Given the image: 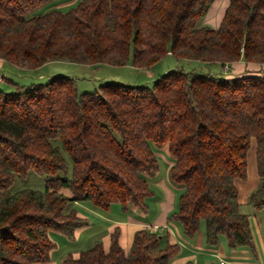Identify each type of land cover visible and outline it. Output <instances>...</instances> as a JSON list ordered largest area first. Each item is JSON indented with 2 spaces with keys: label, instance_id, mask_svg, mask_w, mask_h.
<instances>
[{
  "label": "trees",
  "instance_id": "obj_1",
  "mask_svg": "<svg viewBox=\"0 0 264 264\" xmlns=\"http://www.w3.org/2000/svg\"><path fill=\"white\" fill-rule=\"evenodd\" d=\"M51 1L0 0L6 67L67 60L149 68L168 54L222 68L240 60L264 64V0H230L216 28L202 23L214 0H78L35 13ZM221 72L176 67L151 86L110 81L83 92L72 76L28 85L4 76L15 88L0 87V264L48 261L51 230L72 237L88 223L72 201L147 211L149 178L159 169L154 149L166 143L170 178L182 186L169 218L190 237L204 222L209 245L224 236L231 248L255 251L235 179L247 177L254 138L260 183L248 201L264 218V74ZM56 139L72 159L70 174ZM29 171L45 176L44 187L12 191ZM119 234L117 227L108 250L96 241L61 264H173L178 246L158 233L137 230L128 251Z\"/></svg>",
  "mask_w": 264,
  "mask_h": 264
},
{
  "label": "crops",
  "instance_id": "obj_2",
  "mask_svg": "<svg viewBox=\"0 0 264 264\" xmlns=\"http://www.w3.org/2000/svg\"><path fill=\"white\" fill-rule=\"evenodd\" d=\"M73 1L76 2L78 0H72V2ZM229 1L230 0H214L205 14L202 23L215 28L218 27ZM64 3L66 4V2ZM55 61L63 60L49 61L37 69L20 71L24 72L22 73L23 75L32 74V76L29 75L28 77L29 79L31 78L30 81L36 77L34 76L36 73L39 78H43L44 74L40 72V70ZM84 65L94 66L100 64ZM2 68L11 72H13L14 69L6 67L3 59L0 58V69ZM222 70L224 74L230 77L245 73L264 74V64L255 62L247 63L244 60H240L230 64L228 70H224V68H222ZM165 71H167L166 68ZM1 78L4 79V75H2ZM26 81L28 80L26 79ZM154 150L159 162V169L154 176L149 178V183L154 190V194L146 199L148 205L147 211L140 210L133 204L129 205L127 209H124L121 203L116 202L112 204L110 209L102 210L93 206L86 200L72 201L70 207H74L79 216L87 218L88 223L76 228L72 237L59 231L51 230L50 237L55 243L51 251V257L48 261L37 264H61L68 254L78 256L81 250L92 247L96 241H101L104 248L108 250L111 242V233L117 227L120 229L119 242L125 251L130 249L135 232L139 229H147L156 232L163 237L165 243L167 241L176 244L178 246V252L172 257L173 264H218L221 259L226 260L228 264H264V221L261 220L260 217L257 218L255 213L254 217H251L254 210L250 207L248 201L250 193L256 189L258 182L257 178L259 177L257 171L256 148L253 149L251 146L249 151L251 150L254 155L252 158L249 156L248 159L249 169L253 171L252 174L255 176L254 180H251L253 176H251L250 172L248 175L247 166V177L242 179L244 185L242 188H237L240 208L243 212L247 213L250 218L255 251H252L247 246L231 248L227 245L224 236L220 237L216 245L207 244L204 222L201 223L199 230L192 237L186 235L182 224L179 221L169 218V215L177 209L178 198L182 192V186L173 183L170 178V167L173 164V159L169 152L168 143L160 147H155ZM236 179L235 184L237 181ZM60 192L67 196L72 195L71 191L65 187L61 188ZM58 233L62 234L63 237L58 235Z\"/></svg>",
  "mask_w": 264,
  "mask_h": 264
},
{
  "label": "rangeland",
  "instance_id": "obj_3",
  "mask_svg": "<svg viewBox=\"0 0 264 264\" xmlns=\"http://www.w3.org/2000/svg\"><path fill=\"white\" fill-rule=\"evenodd\" d=\"M55 1V2H54ZM51 1L43 6H41L35 13L41 14L50 8V4L52 3L53 7H59L63 10L68 9L69 7L75 5L76 2H72V0H54ZM63 1V2H62ZM70 1V3H69ZM57 2V3H56ZM66 2V4L64 3ZM34 13V12H33ZM1 58V57H0ZM2 59V58H1ZM176 67L183 68L187 71H197V72H207V73H214V72H220L222 70V66L218 63H208L200 60H176L171 54L166 55L164 58L159 60L157 63L152 65L149 68H138L131 64V62H128L123 65H112V64H100V65H84L83 63H77L72 61H55L47 65L46 67L42 68L40 72H42L43 78H39L38 74L36 73L34 76L35 81L28 78L29 75L32 76V74H22L23 71L18 70L19 67L15 66V69H13V72L6 71L5 69H0V87L3 88L6 91H12L14 90L15 86L10 80L2 79L1 76L4 75L5 77L12 79L14 82H17L18 84H24L28 85L30 83H39V82H46L48 81L52 76H72L76 80V84L78 87V90L83 91H92L96 87H98L101 83L105 82H123L130 85H148L151 86L154 81L160 76L161 74L165 73V68L167 70L174 69ZM225 70V69H224ZM223 72V70H222ZM221 72V73H222ZM26 79L28 81H26ZM56 144H58L61 147V151L64 154L65 158L68 161L69 164V174L72 169V159L70 155L67 153L65 148L63 147L61 141L59 139H56ZM252 148H256L255 140L252 141ZM251 153V154H250ZM254 153L250 150L248 151V159L249 156L252 158ZM249 162V160H248ZM249 172L251 176H253V171L249 169L248 166V175ZM254 177H251V180H254ZM259 178V179H258ZM257 178V185L258 187L260 183V177ZM45 176L40 175L36 173L35 171H29L28 175L26 177H18L12 186V191L31 187V188H38L42 189L44 187L45 183ZM236 186L239 189V187H243L244 181L241 178L236 179ZM254 190V189H252ZM250 207L254 210L252 212L251 217L255 216L257 218H261V220L264 221V218L262 217V211L256 209L253 205L249 203ZM71 206V204L69 205ZM57 233V232H55ZM58 235L62 236V234L58 233Z\"/></svg>",
  "mask_w": 264,
  "mask_h": 264
},
{
  "label": "built area",
  "instance_id": "obj_4",
  "mask_svg": "<svg viewBox=\"0 0 264 264\" xmlns=\"http://www.w3.org/2000/svg\"><path fill=\"white\" fill-rule=\"evenodd\" d=\"M224 68H225V70H228V68H229V64H226V65L224 66ZM218 264H228V263H227L226 260L221 259V260L218 262Z\"/></svg>",
  "mask_w": 264,
  "mask_h": 264
}]
</instances>
